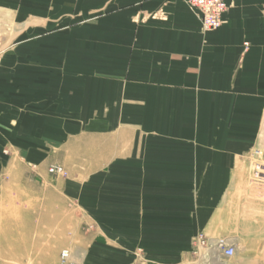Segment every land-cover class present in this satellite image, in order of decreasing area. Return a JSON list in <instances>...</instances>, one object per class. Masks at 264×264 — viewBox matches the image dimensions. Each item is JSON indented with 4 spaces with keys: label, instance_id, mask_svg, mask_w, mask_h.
I'll return each mask as SVG.
<instances>
[{
    "label": "crops",
    "instance_id": "obj_1",
    "mask_svg": "<svg viewBox=\"0 0 264 264\" xmlns=\"http://www.w3.org/2000/svg\"><path fill=\"white\" fill-rule=\"evenodd\" d=\"M226 4L203 33L185 0H0V264H206L200 240L256 236L264 0Z\"/></svg>",
    "mask_w": 264,
    "mask_h": 264
},
{
    "label": "rangeland",
    "instance_id": "obj_2",
    "mask_svg": "<svg viewBox=\"0 0 264 264\" xmlns=\"http://www.w3.org/2000/svg\"><path fill=\"white\" fill-rule=\"evenodd\" d=\"M6 49V47L4 48L0 45V50ZM261 170L264 169L260 168L258 165H256V163H254V165H250L249 169L245 170L247 177L245 182L240 184L241 190L264 193V172ZM262 202V206L257 208L256 214H250V218H256L258 227L255 232L250 231V235L256 234V236L249 240H243L239 243H236V253L235 256L230 260V264H264V199ZM16 204L15 198H10L8 202H2V200H0V222H16ZM77 216L78 213L74 211V233L77 232L80 222L78 221ZM80 249L81 247L76 248V250ZM204 252L205 251L203 250H196L192 255L191 264H202L200 257ZM70 254L72 255V252H70ZM75 254L79 255V253ZM203 257L207 258L205 259L206 264H211L210 259L212 254L210 252H208L207 255H203ZM77 263H79V260H77ZM58 264H60V259ZM219 264H221V262H219Z\"/></svg>",
    "mask_w": 264,
    "mask_h": 264
},
{
    "label": "built area",
    "instance_id": "obj_3",
    "mask_svg": "<svg viewBox=\"0 0 264 264\" xmlns=\"http://www.w3.org/2000/svg\"><path fill=\"white\" fill-rule=\"evenodd\" d=\"M188 7L194 12L200 21V29L203 33H208L220 28L224 23V15L227 11L226 0H185ZM247 44H245V47ZM60 172V170H56ZM199 245L206 248L209 252L213 251L222 260H230L235 250L228 246L223 240H200ZM60 264H74L70 253L66 250L60 253ZM135 264H145L141 256L137 257Z\"/></svg>",
    "mask_w": 264,
    "mask_h": 264
},
{
    "label": "bare ground",
    "instance_id": "obj_4",
    "mask_svg": "<svg viewBox=\"0 0 264 264\" xmlns=\"http://www.w3.org/2000/svg\"><path fill=\"white\" fill-rule=\"evenodd\" d=\"M64 251V250H63ZM66 251H68V250H66ZM62 252V251H61ZM69 252V251H68ZM70 253V252H69ZM210 253L212 254V257H211V259H210V263L211 264H219V262H221L220 260H219V257L217 256V254L215 253V252H213V251H210ZM70 257L72 258V261H73V263L74 264H78L77 263V260H79L78 259V255L77 256H73V254L71 255L70 254ZM73 257H75V258H73ZM59 259H60V256H59ZM222 264V263H221Z\"/></svg>",
    "mask_w": 264,
    "mask_h": 264
}]
</instances>
